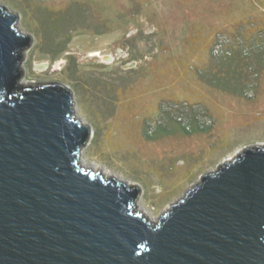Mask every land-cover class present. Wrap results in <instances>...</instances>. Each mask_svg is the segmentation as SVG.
I'll return each mask as SVG.
<instances>
[{"label":"rangeland","instance_id":"1","mask_svg":"<svg viewBox=\"0 0 264 264\" xmlns=\"http://www.w3.org/2000/svg\"><path fill=\"white\" fill-rule=\"evenodd\" d=\"M0 2L32 37L20 84L68 87L92 132L84 159L137 186L156 220L264 145V0Z\"/></svg>","mask_w":264,"mask_h":264},{"label":"water","instance_id":"2","mask_svg":"<svg viewBox=\"0 0 264 264\" xmlns=\"http://www.w3.org/2000/svg\"><path fill=\"white\" fill-rule=\"evenodd\" d=\"M19 21L0 2V264H264V145L149 220L137 186L83 164L92 132L71 90L20 84Z\"/></svg>","mask_w":264,"mask_h":264},{"label":"bare ground","instance_id":"3","mask_svg":"<svg viewBox=\"0 0 264 264\" xmlns=\"http://www.w3.org/2000/svg\"><path fill=\"white\" fill-rule=\"evenodd\" d=\"M13 13V12H12ZM22 33L23 34H26L24 31H22ZM47 68V65L45 64V65H42V66H40V67H38V69L39 70H45ZM78 108L76 107V104H75V115L77 116V118H80V119H82V117L80 116V114L78 113ZM85 123V122H84ZM108 134V133H107ZM90 139H91V137H90ZM90 141V140H89ZM83 154H84V151H83ZM83 161H85V162H83V164H86L87 165V168H89V169H92L93 171H102L103 172V175L105 176V177H107V178H117V179H121V181H123V182H126L128 185H130L129 184V182H127V180L126 179H124V177L123 176H121L120 174H117L116 172H113V171H110L109 169H107L106 167H104L103 165L102 166H100V165H98L96 162H89V161H86V159H84V157H83ZM181 199V198H180ZM179 199V200H180ZM137 208H138V210L140 211V212H143L147 217H148V219L149 220H151V221H156V219H155V216H154V214L150 211V210H148L147 208H145L144 206H143V204L141 203V201L139 200L138 201V199H137ZM168 209H166L164 212H166Z\"/></svg>","mask_w":264,"mask_h":264},{"label":"built area","instance_id":"4","mask_svg":"<svg viewBox=\"0 0 264 264\" xmlns=\"http://www.w3.org/2000/svg\"><path fill=\"white\" fill-rule=\"evenodd\" d=\"M180 121H182V119ZM203 122H204L203 124H205V121H203Z\"/></svg>","mask_w":264,"mask_h":264}]
</instances>
